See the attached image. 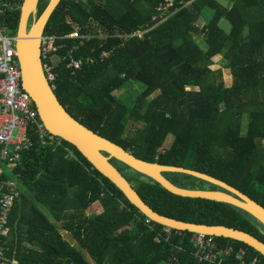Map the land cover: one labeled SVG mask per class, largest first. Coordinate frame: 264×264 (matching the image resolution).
Instances as JSON below:
<instances>
[{
  "label": "trees",
  "instance_id": "1",
  "mask_svg": "<svg viewBox=\"0 0 264 264\" xmlns=\"http://www.w3.org/2000/svg\"><path fill=\"white\" fill-rule=\"evenodd\" d=\"M23 1L0 0V20L13 35ZM167 1L172 7L161 15L156 8ZM230 1L226 9L217 0H61L44 36L62 39L54 43L59 56L72 51L77 59H96L93 65L84 63L76 80L61 65L56 69L54 94L77 122L139 160L204 173L264 208V0ZM48 2L39 1L36 18ZM206 11L212 13L209 19ZM200 19L206 21L202 27ZM91 23L108 35L105 41L66 38L75 26L80 35H89ZM147 27L154 28L141 40L122 44L117 36ZM103 52L111 55L98 62ZM218 56L220 69L213 70ZM223 69L231 73L229 87L222 80ZM115 91L123 92L116 97ZM169 136L173 142L165 148ZM30 140L31 148L13 167L22 191L3 238L8 260L207 264L192 256L190 233L183 242L174 238L157 243L145 217L74 147L64 142L76 160L66 158L63 148H43L35 137ZM110 163L158 215L240 230L264 243V227L246 212L175 196L115 159ZM163 176L182 189L220 190L184 174ZM11 177L6 170L0 176V196ZM160 229L157 225L156 231ZM214 239L222 247L244 248L264 262L242 243ZM222 264L239 263L229 259Z\"/></svg>",
  "mask_w": 264,
  "mask_h": 264
},
{
  "label": "water",
  "instance_id": "2",
  "mask_svg": "<svg viewBox=\"0 0 264 264\" xmlns=\"http://www.w3.org/2000/svg\"><path fill=\"white\" fill-rule=\"evenodd\" d=\"M39 1H23L18 9L20 18L15 37L17 57L22 74V87L30 96L39 119L46 130L74 147L100 175L123 194L125 199L141 215L153 223L181 232L202 234L208 237L223 238L242 243L264 258V243L248 233L224 226L195 225L175 221L158 215L144 203L132 185L110 163L112 159L152 179L175 196L231 205L246 212L264 227V208L233 187L204 173L179 167L161 166L139 160L118 145L93 133L66 112L47 82L40 60V39L44 35L50 17L59 6L61 0H49L44 11L36 18ZM164 173L188 175L216 186L220 190L202 191L178 188L163 176Z\"/></svg>",
  "mask_w": 264,
  "mask_h": 264
},
{
  "label": "built area",
  "instance_id": "3",
  "mask_svg": "<svg viewBox=\"0 0 264 264\" xmlns=\"http://www.w3.org/2000/svg\"><path fill=\"white\" fill-rule=\"evenodd\" d=\"M172 3L167 1L160 4L156 11L161 15L171 9ZM4 11L1 9L0 14ZM166 19V18H165ZM156 20V17H153ZM162 22V21H161ZM159 22L158 24H160ZM88 27L89 35H80L79 27H74V32L67 36L68 39H90L98 37L105 41L108 35L96 27L94 23ZM152 28H145L130 34H117L123 43L132 38L143 39L144 35ZM62 40L55 36H42L40 39V60L44 76L51 89H56V69L61 65L73 80L77 79V73L84 63L95 64V58L77 59L72 51L59 56L54 43ZM110 52H103L98 57V62L109 58ZM22 74L16 51V37L12 34L8 24L0 20V176L5 172L12 177L5 182V191L0 196V264H15L14 260H8L6 253L9 249L3 243L8 219L15 204L20 200L22 186L20 175L14 174L13 167L21 160L23 152L32 146L31 137H35L43 148H63L66 158L75 159L74 153L64 146V141L49 133L41 120L30 96L23 90ZM30 135V136H29ZM5 169V170H4ZM144 224L156 234L155 241L169 243L171 239L185 240V233L169 227H162L156 231L157 224L145 218ZM189 243L192 247V256L199 263L222 264L226 260L233 259L239 264H264L261 258L251 256L244 248L233 245L220 246L213 237L202 234H190ZM181 250V247L177 248Z\"/></svg>",
  "mask_w": 264,
  "mask_h": 264
},
{
  "label": "rangeland",
  "instance_id": "4",
  "mask_svg": "<svg viewBox=\"0 0 264 264\" xmlns=\"http://www.w3.org/2000/svg\"><path fill=\"white\" fill-rule=\"evenodd\" d=\"M207 12H208V11H206V13H207ZM210 14H212V13L210 12ZM218 58H219V57H218ZM215 59H216V58H215ZM215 61H217L218 63H220L219 59H218V60H215ZM211 68H212L213 70L220 69V64H219V65L214 64ZM222 80H223V82L225 83L226 86L229 87V86L231 85L232 77H231V73H230L229 70H226V69H223V70H222ZM136 87H139V86L137 85V86L132 87V88L130 89V91H129V94H132L133 92H135V91L137 90ZM189 90H190V89H189ZM191 90L194 91L195 89H191ZM122 92H123V91H115V92L113 93V95L116 96V97H119V96L122 94ZM243 131H245V126L243 127ZM171 140H172V137L169 136L168 139L166 140V145H169V144L171 143ZM43 211H44V213H45L46 215H48L46 210H43Z\"/></svg>",
  "mask_w": 264,
  "mask_h": 264
},
{
  "label": "crops",
  "instance_id": "5",
  "mask_svg": "<svg viewBox=\"0 0 264 264\" xmlns=\"http://www.w3.org/2000/svg\"><path fill=\"white\" fill-rule=\"evenodd\" d=\"M217 2L221 5V6H223L224 8H226V9H229V8H231V6H232V3H231V1L230 0H217ZM209 17H211V14H210V12L208 11L207 13H206V19L208 18L209 19ZM205 23H206V21H205V19L203 20V19H200L199 20V23H198V26L199 27H202V26H204L205 25ZM219 57V56H218ZM216 58V59H214L213 61H214V63L215 64H217V65H219V63L217 62V61H215V60H218L219 59V61H220V59H221V57H219V58ZM232 81V80H231ZM172 137V136H171ZM168 139V138H167ZM166 139V140H167ZM172 140H173V137H172ZM171 140V143L173 142ZM171 143L169 144V145H166V141L164 142V147L165 148H168L170 145H171ZM261 145L263 146L264 145V141H262L261 142ZM87 214H88V212H87Z\"/></svg>",
  "mask_w": 264,
  "mask_h": 264
}]
</instances>
